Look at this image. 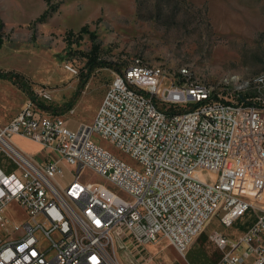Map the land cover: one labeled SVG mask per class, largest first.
Here are the masks:
<instances>
[{"label": "built area", "instance_id": "obj_1", "mask_svg": "<svg viewBox=\"0 0 264 264\" xmlns=\"http://www.w3.org/2000/svg\"><path fill=\"white\" fill-rule=\"evenodd\" d=\"M166 78L137 60L114 70L92 125L72 129L64 115L31 100L0 125V264H123L115 247L121 231L143 245L166 237L184 255L213 215L220 212L231 226L257 207L252 199L264 192V73L217 87ZM94 133L142 168L96 143ZM15 136L40 144L47 158L28 155ZM64 161L76 166L68 182ZM86 169L106 182L83 181ZM12 201L28 216L9 230L4 212ZM258 208L237 239L210 235L224 264H264V206Z\"/></svg>", "mask_w": 264, "mask_h": 264}, {"label": "rangeland", "instance_id": "obj_2", "mask_svg": "<svg viewBox=\"0 0 264 264\" xmlns=\"http://www.w3.org/2000/svg\"><path fill=\"white\" fill-rule=\"evenodd\" d=\"M47 9L51 15L37 21ZM0 21V69L24 73L39 97L52 105L68 102L75 95L85 55L92 47L89 32L100 43L102 59L122 66L141 60L161 68L167 83L194 80L217 87L231 77H239L240 84L264 73V0H0ZM83 27L87 30L80 38ZM70 30L76 33L72 45L66 39ZM113 78L111 68H97L92 73L74 108L65 113L72 129L93 124ZM27 102L20 89L0 81L1 118ZM92 138L131 166L142 168L109 139L98 133ZM14 142L28 155L47 158L48 151L37 142L20 136ZM62 164V181L68 182L76 174V166ZM200 175L212 180L210 175ZM82 180L106 182L91 169L82 173ZM252 202L257 207L251 210L260 213L264 192ZM4 215L10 230L28 213L12 201ZM115 247L123 264H184L186 258L166 237L143 245L121 231Z\"/></svg>", "mask_w": 264, "mask_h": 264}, {"label": "trees", "instance_id": "obj_3", "mask_svg": "<svg viewBox=\"0 0 264 264\" xmlns=\"http://www.w3.org/2000/svg\"><path fill=\"white\" fill-rule=\"evenodd\" d=\"M47 2H49V0H47ZM50 15H51V11L47 9L42 15H40L37 21H44ZM2 27H3V22L0 21V31ZM86 30H87L86 27H83L80 30L79 32L80 38H82V33ZM89 33L91 35L92 47L91 50L85 55L87 61L79 75V82L74 92L75 95L68 102H65L61 105L47 104L39 97L38 93L33 88L29 78L24 73L17 71L15 69H9V70L0 69V79L11 82L13 85L17 86L20 90H22L28 96L29 100L42 106L48 111L54 114L68 113L74 108L77 99L80 96V94L83 93L90 76L97 68H111L119 71L122 68L121 63L108 61L100 57V43L98 42L97 37L94 33L92 32ZM75 34L76 33H74V31L72 30L68 31L66 34V39L70 45H72L75 41L72 39V37L75 36ZM2 44H3V38L0 33V48L2 47ZM172 109L177 110L178 108L172 107Z\"/></svg>", "mask_w": 264, "mask_h": 264}, {"label": "crops", "instance_id": "obj_4", "mask_svg": "<svg viewBox=\"0 0 264 264\" xmlns=\"http://www.w3.org/2000/svg\"><path fill=\"white\" fill-rule=\"evenodd\" d=\"M5 70H9V69H5ZM0 81L9 82L6 80H1V79H0ZM9 83H11V82H9ZM26 98L29 101V98L27 95H26ZM21 109L22 108L19 107V109L17 108L15 110L10 111L9 112L10 114L8 115L10 117L9 120H6V117H8V116H5V118H1L2 114H0V121H3V122L6 121L3 124L8 123L10 120H12L19 113V111ZM59 115L65 116V114H59ZM251 211H252V213H251ZM251 211L248 212V215H247V217L244 218V220H241V222H240L241 224L235 225L236 222L239 219H241V218H239L236 221H234V223L231 226H225L221 223V221H220L221 213L220 212L218 214L213 215L207 221L203 230L199 233V235H197V237L195 238V241L190 245V247L187 249L186 253L184 254V257H186L184 264H224L222 262L223 251L221 249H219L211 241L210 235L212 234L213 231L217 230V231L222 232L225 236H227L230 239H237L256 220L259 212L257 210H254V211L251 210ZM235 251L236 252H242V248H238ZM250 260L251 259L246 260L243 264H249Z\"/></svg>", "mask_w": 264, "mask_h": 264}]
</instances>
